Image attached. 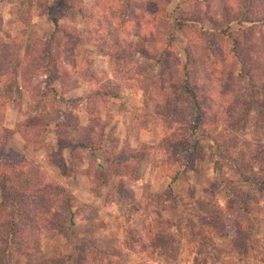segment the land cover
<instances>
[{"label": "rangeland", "instance_id": "1", "mask_svg": "<svg viewBox=\"0 0 264 264\" xmlns=\"http://www.w3.org/2000/svg\"><path fill=\"white\" fill-rule=\"evenodd\" d=\"M177 1L155 24L173 40L163 65L130 53L127 43L117 49L116 63L108 56L107 39L135 40L127 30L138 27L143 12L134 8L142 1H109L112 8L104 11L103 0H0V69L14 74L0 88V160L10 162L5 170L17 190L27 179L31 185L24 188L41 180L61 192L25 199L29 221L20 226L17 243L3 254L0 246V264H264V184L238 173L264 177L263 12L235 9L243 0H211L207 9L198 7L204 0L180 7ZM178 17L184 20L179 27ZM228 25L239 38V57L247 56L243 61L230 50ZM57 28L73 29L79 40L74 50L69 42L58 50L53 92L42 83L39 38ZM185 63L204 110L188 142V101L169 96L170 108L158 97L180 79ZM91 79L119 96L91 100ZM62 136L75 144L88 136L97 148L71 150L58 144ZM123 148L138 159L121 165L127 173L116 176L106 170L105 151L115 156ZM9 187L2 183L0 197ZM151 223L166 233L151 234L152 244L147 234L139 236Z\"/></svg>", "mask_w": 264, "mask_h": 264}, {"label": "trees", "instance_id": "2", "mask_svg": "<svg viewBox=\"0 0 264 264\" xmlns=\"http://www.w3.org/2000/svg\"><path fill=\"white\" fill-rule=\"evenodd\" d=\"M61 1L65 2L68 0H61ZM109 1H114V0H107V1L103 0L102 7L104 11H106L107 8L108 9L112 8L111 6H109V3H108ZM118 1L125 5L131 6V2L135 0H118ZM136 1L137 2L142 1L143 6L138 7V4L135 3L134 11H136L137 9L138 10L142 9L141 12H143V16L139 20V23H138L139 25L136 29L127 30L130 32L134 31L135 40L133 41L127 40L128 42H124V40L121 37H118L117 39H114V40L107 39L105 42L109 44L107 48L108 54H109L108 56L110 57L111 61L116 63L117 62V52H116L117 49H120V48L125 49L126 45H124V43H127L128 45L127 48L130 53L137 54L140 57L155 60L157 63H162L163 65H166L167 60L170 58V51H171L170 45L173 42V40L171 39L172 36L170 35L171 31H169V34H167L164 37L165 34L161 31V28L159 26H155V24H156L157 19H159V17L161 16V12L166 11L165 10L166 5H168V3L171 0H140V1L136 0ZM190 1L191 0H178L176 5L180 7L182 3L186 4ZM204 1L205 2H203V5L198 6L199 8L207 9V7H209L211 0H204ZM239 6H235V9L241 10V8H243L245 12H253V13L263 12L260 18H263L264 20V0H243V3H241ZM177 9H180V8H177ZM134 11L132 12V16H133L132 18L136 17ZM196 12H200V11L196 10ZM148 17L152 18L153 22H151L149 19L147 20ZM205 19L206 18L203 17V20ZM256 20H260V19H256ZM177 21H178V27L184 24V20H182L179 17L177 18ZM127 22H129V20H125L124 23L120 24L119 26H124V24H126ZM229 27H230L229 25L226 26V29H229V32L227 31L228 33H226L225 36L229 39L230 50L234 54L235 58H238L239 60L241 59L243 61L244 59H246L247 56H243L242 58L239 57L238 55L239 54V51H238L239 50V47H238L239 38L237 37L236 34H235L236 36L234 35L233 31L231 32L230 30L231 28ZM222 31L223 33L225 32L224 30ZM74 32L75 31L73 29H69V28H57L55 30L50 31L49 34L46 35L45 37L39 38V47H40V50L42 51L40 67L44 75L42 79V83H44L45 87H47L48 90L50 91L55 92V87L53 86V82L59 77V72H60L58 62L61 57L58 56V50L60 48H64V44L66 42L71 43V46H70L71 50L75 49V45L77 41L79 40V36L76 35ZM57 33L61 34L60 36L61 39L59 41V44L57 43L54 46L53 43H54L55 36ZM92 41L94 43L96 40L92 39ZM160 43L162 44L160 45ZM110 46L112 47L114 46V49H111ZM55 47L57 48L54 49ZM184 52L185 53L187 52L188 54V49H185ZM123 53L125 54L124 50H123ZM132 65L134 64L132 63ZM183 67H184L183 71L185 72H183V75L180 77V79H178L177 81H171L168 92L166 93L163 92L164 94L162 95L159 94L158 97H161V99L166 103L167 106H170L169 100H168L169 96H173V97L177 96L180 98L183 97L185 98V100L188 101L190 105L189 107L192 111L191 121L189 124H187L188 132H187V135L184 136L185 141L188 142L189 141L188 139L190 137L192 136L196 137L195 136L196 131L203 121V116H204L203 111L204 110H203V102H202L200 91L195 87L192 77L189 75L188 71L186 70L187 64L185 63ZM13 75H14L13 72H8L6 67L1 68L0 69V88H2L3 81L4 80L6 81V79L9 81L13 77ZM93 75L95 76L96 73H94ZM239 75L248 77V79H250L249 78L250 74L248 75L246 72H239ZM91 80L93 83L98 81L96 79H91ZM89 95H91V100L101 99V102H103V100H105L108 97H118L119 96L118 92H114V90H112L111 87H105V86L100 87L99 85L95 86V83H94V89L92 90V92H90ZM4 101H5L4 96L2 93H0V106L4 104ZM171 107L172 106H170V108ZM98 113H99V110H97L96 113L92 112L94 116H91L90 120L88 119L89 124L87 126L89 128L94 127L93 123L98 121V118H97ZM170 115L174 117L175 115L174 111L170 110ZM174 122L178 123V121L176 120ZM57 125L59 127L62 126V124H57ZM168 128H169V131H172V127H168ZM167 138L171 140L169 136H167ZM63 139H64L63 136L62 138H57L58 144L67 145L70 147L71 150L73 149L75 145H78L82 148L89 149L91 152H94L97 148L96 145L93 143L92 139L91 140L88 139V136L85 137V140L83 142H79L78 144L73 143L71 139H64V140ZM197 142H198V138H196V140L192 144V147H194ZM212 146L215 151L217 149H220L218 144L215 146V144L213 143ZM125 150L126 148H123L120 152L116 153L115 156H112L113 154L111 155L109 151H105L104 160L106 164L108 165V168H106V170L108 169L109 172H111L112 174H115L116 176H124L127 173L126 169L120 170L121 165L126 164V163L129 164L131 163L133 159H136V158L138 159V155L134 153V150H130V149H127V151ZM56 163L58 167L61 169V171L64 173L66 170L64 168L63 161L60 157L57 158ZM183 164H184V161H182L179 166ZM9 165H10V162L0 160V186L4 182L10 186L9 188L11 190L7 192L3 191V194L0 197V221L1 219L5 220L3 221L4 224L2 223V226H1L3 229L2 230L3 236H2V239L0 240L2 254L3 252H6V250L9 249V247H11L13 244L17 243L19 234L23 232L20 226L26 225L29 221V219L26 216L27 208L26 206H24L26 202L25 199H27V201L28 199L29 201H33L35 199L37 202L38 199L41 201L46 196H51V197L56 196L57 197L59 196V193H61L58 189H56L57 187L56 185L50 184V185L45 186L44 184H40L42 183L41 180L40 181L35 180V183L33 182L32 185L34 186V188H31V189L24 188V186L31 185V183H29L27 179H24V183L23 185H21V190H17L16 188L19 187L18 182L14 179V177L8 171L5 170V167ZM124 171H125V174H124ZM238 173L243 180H251L257 184H264V177L247 176L245 174V171L243 170H239ZM178 174H179V170H176L175 173L170 177L169 183L175 181L178 177ZM41 185H44V187H47V189L43 190ZM62 193H64L63 190H62ZM63 199H64V202L67 203L66 194H64ZM240 205L242 209H248L247 203H245L244 199L240 200ZM33 207L34 208L40 207V204L39 203L34 204ZM155 228L156 227L154 226V224L151 223L140 233L139 236L145 237V239H147V235L149 238L152 235L154 237L155 234H157L158 236H162V237L163 235L166 234L163 228L162 229H159V228L155 229ZM252 234H253L252 232L249 233V236H248L249 239H251L250 237L252 236ZM147 241L151 244L153 242L151 238H149V240Z\"/></svg>", "mask_w": 264, "mask_h": 264}]
</instances>
